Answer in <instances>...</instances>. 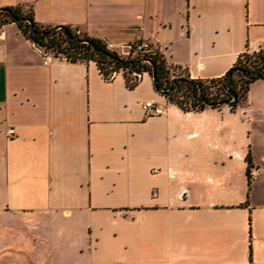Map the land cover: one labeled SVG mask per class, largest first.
Here are the masks:
<instances>
[{
  "label": "crops",
  "instance_id": "crops-1",
  "mask_svg": "<svg viewBox=\"0 0 264 264\" xmlns=\"http://www.w3.org/2000/svg\"><path fill=\"white\" fill-rule=\"evenodd\" d=\"M17 5L153 45L193 78L264 45V0H0ZM46 56L0 29V264H264V95L184 112L147 72L130 88Z\"/></svg>",
  "mask_w": 264,
  "mask_h": 264
},
{
  "label": "trees",
  "instance_id": "trees-1",
  "mask_svg": "<svg viewBox=\"0 0 264 264\" xmlns=\"http://www.w3.org/2000/svg\"><path fill=\"white\" fill-rule=\"evenodd\" d=\"M10 23L17 24L24 37L45 54L51 52L54 57L73 63L94 62L105 80H112L121 72L128 87L133 88L143 73H149L155 90L184 112L221 110L225 106L235 111L246 103L252 84L264 79V45L242 52L223 76L200 79L191 77L187 69L170 64L153 45L135 52L134 43L131 52L123 54L79 26L37 22L31 7H0V29ZM246 162L248 168L252 166L250 155ZM248 180L250 184L249 177Z\"/></svg>",
  "mask_w": 264,
  "mask_h": 264
},
{
  "label": "built area",
  "instance_id": "built-area-1",
  "mask_svg": "<svg viewBox=\"0 0 264 264\" xmlns=\"http://www.w3.org/2000/svg\"><path fill=\"white\" fill-rule=\"evenodd\" d=\"M149 47V44L147 43H138L136 45V51H141L143 49H146ZM131 49H132V46H129V51L126 52V54H129L131 52ZM50 59V56H46V61L45 62H48ZM144 108L147 112L148 115H161L162 114V111L160 109H158L151 101H148L145 103L144 105ZM259 174H260V169L255 166V165H252L251 167L248 168V177L251 181L253 180H256L258 177H259Z\"/></svg>",
  "mask_w": 264,
  "mask_h": 264
},
{
  "label": "rangeland",
  "instance_id": "rangeland-1",
  "mask_svg": "<svg viewBox=\"0 0 264 264\" xmlns=\"http://www.w3.org/2000/svg\"><path fill=\"white\" fill-rule=\"evenodd\" d=\"M105 41L108 43V45L111 48H115V49H117L118 51H120L123 54H126V52L129 51V46H132L133 47V44L134 43H135V45H137L138 43H142V42H139V40L135 41L131 45H128V43H125V42L124 43H122V42L119 43V42L110 41V40H108V41L105 40ZM110 43H113V45H110ZM153 47H155V46H153ZM47 54L48 55H53V53H51V52H48ZM261 95H264V86H263V84L262 83L255 84L254 86L251 87V90H250V92L248 94V102H250L252 100L254 101L255 99L259 98Z\"/></svg>",
  "mask_w": 264,
  "mask_h": 264
}]
</instances>
